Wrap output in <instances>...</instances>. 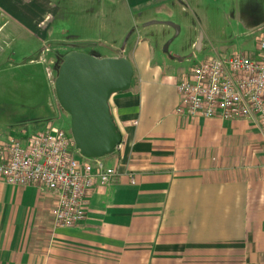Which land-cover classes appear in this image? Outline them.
Returning a JSON list of instances; mask_svg holds the SVG:
<instances>
[{
	"label": "crops",
	"instance_id": "obj_1",
	"mask_svg": "<svg viewBox=\"0 0 264 264\" xmlns=\"http://www.w3.org/2000/svg\"><path fill=\"white\" fill-rule=\"evenodd\" d=\"M79 4L84 28L116 23L121 12L128 19L131 30L111 56L56 44L48 27L60 12L51 0H0V43L10 35L63 54L127 63V90L106 100L118 144L97 160L113 177L89 191L81 222L68 229L52 225L53 200L44 192L0 183V264H264L260 137L243 121L179 119L173 113V87L187 70L173 67L180 63L175 55L200 49L192 23L245 41L264 27V0ZM63 6L66 16L76 7ZM64 39L80 41L74 35ZM253 42L239 52L250 53ZM211 55L191 57L203 61ZM7 137H0V145Z\"/></svg>",
	"mask_w": 264,
	"mask_h": 264
},
{
	"label": "built area",
	"instance_id": "obj_2",
	"mask_svg": "<svg viewBox=\"0 0 264 264\" xmlns=\"http://www.w3.org/2000/svg\"><path fill=\"white\" fill-rule=\"evenodd\" d=\"M255 33L250 53L211 55L203 61L189 57L193 65L173 87L177 118L243 121L264 146V27ZM112 177V170L97 160L75 156L67 135L57 130L35 133L24 144L7 138L0 145V183L34 187L48 195L55 228L79 224L89 191L106 186Z\"/></svg>",
	"mask_w": 264,
	"mask_h": 264
},
{
	"label": "rangeland",
	"instance_id": "obj_3",
	"mask_svg": "<svg viewBox=\"0 0 264 264\" xmlns=\"http://www.w3.org/2000/svg\"><path fill=\"white\" fill-rule=\"evenodd\" d=\"M51 1L58 4L60 13L57 20L49 25L48 32L56 33L54 36L56 44L62 42L68 49L98 57L111 56V52L120 48L124 37L131 30L130 23L123 17L122 12L116 23L91 22L88 28H84L80 21L84 16L79 15L81 9L79 3L84 0ZM64 3L76 5L75 8L71 7L68 16L64 14V10H67L66 6H63ZM192 27L195 35L194 45L199 38L200 49L197 53L190 50L189 55H175L180 63L173 67L180 71L193 65L195 60H189L190 56L197 60L210 53L217 57H225L230 53L248 49L246 43H252L256 38L253 36L245 41H239L231 39V36L227 38L225 34L219 35L215 26L205 28L200 23L197 26L192 23ZM71 35L79 37L80 41L67 43L64 38ZM9 36L7 35L0 43V137L9 136L7 138L16 139L21 136L26 140L43 130H57L67 135V119L53 102L50 84L63 51L53 46L37 47L34 42L28 40L27 44H22L18 37ZM146 38L150 42L154 41L152 36ZM180 40L178 37L173 42ZM165 44L166 42H163L161 45ZM43 49L46 51L43 52Z\"/></svg>",
	"mask_w": 264,
	"mask_h": 264
},
{
	"label": "water",
	"instance_id": "obj_4",
	"mask_svg": "<svg viewBox=\"0 0 264 264\" xmlns=\"http://www.w3.org/2000/svg\"><path fill=\"white\" fill-rule=\"evenodd\" d=\"M130 77L122 59H94L71 52L59 58L51 94L57 110L67 119V136L77 157L99 160L117 146L106 100L125 92Z\"/></svg>",
	"mask_w": 264,
	"mask_h": 264
}]
</instances>
